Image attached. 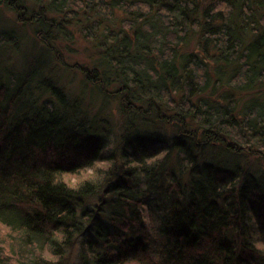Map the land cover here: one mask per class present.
<instances>
[{
	"label": "trees",
	"instance_id": "trees-1",
	"mask_svg": "<svg viewBox=\"0 0 264 264\" xmlns=\"http://www.w3.org/2000/svg\"><path fill=\"white\" fill-rule=\"evenodd\" d=\"M1 8L0 264H49L48 245L60 264L75 249L77 264H264V0ZM81 42L88 61L69 65ZM55 66L82 76L81 95ZM95 159L112 164L102 182L53 184Z\"/></svg>",
	"mask_w": 264,
	"mask_h": 264
},
{
	"label": "clouds",
	"instance_id": "clouds-1",
	"mask_svg": "<svg viewBox=\"0 0 264 264\" xmlns=\"http://www.w3.org/2000/svg\"><path fill=\"white\" fill-rule=\"evenodd\" d=\"M104 149H101V154ZM152 161L149 160V163ZM112 167L110 161L105 159H95L90 164L77 168L74 171L59 170L54 173L53 184H64L70 191H78L82 186L87 183H100L105 179L104 172L101 170H108ZM10 233H13V228L5 224L0 220V240L6 238ZM19 235V233H16ZM54 241L62 242L65 240V233L63 229H56L52 236ZM10 243V242H9ZM8 245H5L7 247ZM256 248L261 252H264V241H258L255 244ZM43 259L49 264H60L61 257L56 254L54 248L51 245L46 246L41 252ZM126 264H140L137 259H129Z\"/></svg>",
	"mask_w": 264,
	"mask_h": 264
},
{
	"label": "rangeland",
	"instance_id": "rangeland-1",
	"mask_svg": "<svg viewBox=\"0 0 264 264\" xmlns=\"http://www.w3.org/2000/svg\"><path fill=\"white\" fill-rule=\"evenodd\" d=\"M14 21V15L10 12H6L3 8H1L0 11V23H6L9 20ZM27 35L29 37L28 41V45L23 46L24 47V51L21 53V50H18V52H13V54L11 53V59L10 56L8 57V66L10 69L14 70V72H18L20 69H22L23 64L31 59V53H32V49L31 47H33V43L34 38H33V34L31 32L30 29H28L27 31ZM30 48V49H29ZM35 48V46H34ZM77 50L74 55H69L66 54V61L69 63V65H73L76 63L82 64V63H86L88 61V54L86 53L87 50L84 48V44L81 42L79 44V47H75ZM36 50V48H35ZM86 51V52H85ZM33 55V53H32ZM49 75H52L53 77H55L57 80H60V84L62 87H66L68 90V92L71 95L74 94H80L81 95V80H82V76L80 74H78L75 71H67L62 69L61 67H53L51 68V72H49ZM85 96H87V98L90 96L88 93H85ZM96 104V103H95ZM99 102H97V104L95 106H98ZM155 212V211H153ZM149 225L151 226L152 230L156 233L159 230V225H158V221H154L149 223ZM77 251L75 249V251L72 252V254H70L68 256V261L69 264H77Z\"/></svg>",
	"mask_w": 264,
	"mask_h": 264
}]
</instances>
